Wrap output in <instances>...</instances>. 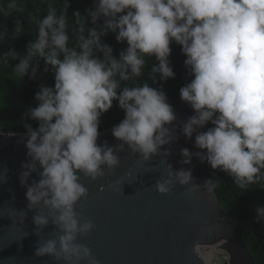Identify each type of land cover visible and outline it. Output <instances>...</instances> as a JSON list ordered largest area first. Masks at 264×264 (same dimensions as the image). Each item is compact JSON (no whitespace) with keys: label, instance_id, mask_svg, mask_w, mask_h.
Returning a JSON list of instances; mask_svg holds the SVG:
<instances>
[{"label":"clouds","instance_id":"9594fccd","mask_svg":"<svg viewBox=\"0 0 264 264\" xmlns=\"http://www.w3.org/2000/svg\"><path fill=\"white\" fill-rule=\"evenodd\" d=\"M69 7L65 0L59 15L50 8L26 55L18 57L12 50L4 55V62L7 64L9 57L18 60L15 71L26 76L31 69L34 78L38 66L33 67V60L42 59L55 77L54 88L41 86L35 97L38 105L27 113L39 127L25 125L31 162L23 165L20 182L27 187L29 210H40L33 217L35 234L40 236L50 222L60 233L56 239L39 241L35 256L52 257L58 264H98L90 249L77 242L94 229L90 220L81 223L75 210L88 195L81 174L94 181L104 175L103 166L114 170L120 163L117 151H123L124 145L149 160L177 139L166 127L177 118L162 89L148 83L133 87L125 83L122 87V82L142 75L145 58L150 56L159 62L151 69L154 83L157 75L164 81L174 79L169 59L173 41L182 46L185 67L194 76L180 89L181 100L195 112L183 124V135L191 139L198 132L195 143L202 150L197 154L201 162L228 173L241 188L261 178L264 0H98L87 17L94 25L101 17L106 21L99 30L86 28L87 20L82 22L76 12L75 47L69 46ZM8 8L18 9L15 0ZM22 31L17 21L15 36ZM108 32L116 34L118 42H127L118 59L113 49L102 43ZM114 101L125 112V118L112 129L122 142L118 149L97 143L100 118L112 109ZM209 123L213 127L203 131ZM182 156V163L191 164L192 153L187 148L182 149ZM33 172L41 179L29 186ZM174 179L187 185L192 173L181 169ZM172 183L158 182L157 188L167 193ZM256 215L257 223L264 220V206L256 208ZM211 260L209 256L208 264Z\"/></svg>","mask_w":264,"mask_h":264},{"label":"water","instance_id":"95a60500","mask_svg":"<svg viewBox=\"0 0 264 264\" xmlns=\"http://www.w3.org/2000/svg\"><path fill=\"white\" fill-rule=\"evenodd\" d=\"M92 4L95 9L98 0ZM100 20L104 24L106 18ZM170 46L182 50L174 41ZM192 79L188 70L186 85ZM170 105L177 118L166 126L177 137L172 144L149 160L124 145L123 151H117L120 163L114 170L103 166L104 175L94 181L81 174L88 195L75 210L81 223L90 220L94 229L77 242L90 249L98 264H208L206 254L215 247L224 252V264H256L245 238L216 196L206 162L197 155L202 152L195 143L198 132L191 139L183 135L182 126L195 115L194 110L180 97ZM112 129L99 133L98 145L119 148L122 142ZM204 129L208 130V124ZM10 133L0 132V264H58L52 257L35 256L39 241L56 239L60 233L50 222L40 236L35 234L33 217L40 210H29L27 187L20 182L23 165L31 162L28 133ZM185 148L192 153L191 164L182 163ZM181 169L192 173L187 185L174 179ZM40 179L33 172L27 183L30 186ZM165 180H172V186L160 193L157 183Z\"/></svg>","mask_w":264,"mask_h":264},{"label":"trees","instance_id":"16d2710c","mask_svg":"<svg viewBox=\"0 0 264 264\" xmlns=\"http://www.w3.org/2000/svg\"><path fill=\"white\" fill-rule=\"evenodd\" d=\"M13 0H0V115L12 114L13 117L0 116V132L27 133L26 124H30L33 129H37V121L27 116L29 109L35 108L38 101L36 94L41 86H55L54 72L50 66H46L42 59L33 60V67L38 66V71L33 78L31 69L29 74L23 76L15 71L18 60L10 57L7 64L4 62V55L15 50L18 57L26 55L27 47L38 35L39 22L45 18L50 8H54L57 14H61L65 0H15L18 9H9L8 5ZM70 7L67 9L68 34L70 37V47H75L76 40V20L75 13L81 14V21H86V28H96L103 25L99 20L97 24H92L87 17L89 10L94 9L92 0H67ZM20 21L23 31L16 37L14 30L16 22ZM102 43L109 45L113 49V55L118 59L120 53L128 47L127 42L120 43L116 40V34L108 32L102 37ZM172 55L170 64L174 70L175 78L167 81L161 80L157 75L156 82L153 81L152 66L158 65L155 57H146L142 75L128 82L125 85L133 87L148 83L150 86L162 89L172 103L180 97V89L186 86V75L188 69L185 67V55L178 47L170 46ZM98 58L103 59L102 54L96 53ZM63 59V57H61ZM48 67V71L45 68ZM119 94V93H118ZM125 118V112L119 107L118 101L113 102L112 109L102 114L100 118L99 133L107 131L118 125ZM213 127L208 124V129ZM203 131H206L203 129ZM209 177L213 189L221 205L237 225L240 233L245 238L248 248L256 264H264V220L256 222V208L264 206V170L261 178L254 184L241 188L235 179L222 170H214L206 162Z\"/></svg>","mask_w":264,"mask_h":264},{"label":"bare ground","instance_id":"6f19581e","mask_svg":"<svg viewBox=\"0 0 264 264\" xmlns=\"http://www.w3.org/2000/svg\"><path fill=\"white\" fill-rule=\"evenodd\" d=\"M223 255H224V252L220 250L219 248L215 247L206 254L207 263H208V257L211 256L212 257L211 264H218L220 257Z\"/></svg>","mask_w":264,"mask_h":264},{"label":"rangeland","instance_id":"374dc122","mask_svg":"<svg viewBox=\"0 0 264 264\" xmlns=\"http://www.w3.org/2000/svg\"><path fill=\"white\" fill-rule=\"evenodd\" d=\"M225 261H226V257H224V256H221V257H220V259H219V262H218V264H224V263H225Z\"/></svg>","mask_w":264,"mask_h":264}]
</instances>
